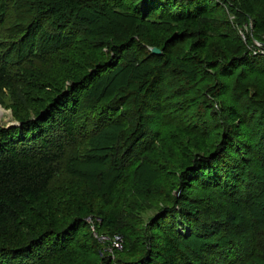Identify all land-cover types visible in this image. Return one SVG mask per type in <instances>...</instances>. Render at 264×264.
<instances>
[{"label":"rangeland","instance_id":"obj_1","mask_svg":"<svg viewBox=\"0 0 264 264\" xmlns=\"http://www.w3.org/2000/svg\"><path fill=\"white\" fill-rule=\"evenodd\" d=\"M20 1L17 10L16 5ZM54 1L46 0V4L54 5ZM85 1L86 7L77 12L84 18L81 21L70 20L72 11L67 3L61 4V1L58 4L60 8H57L66 17L57 20L49 14V8L34 6L31 0H0V3H5L4 10H10L7 17L3 16L6 23L0 27V40L2 36L27 40V35L19 34L26 29L27 18L39 12L43 27L37 44L40 43L38 47L46 56L44 60L36 59L34 64L51 81L59 80L66 64L77 61L76 52L85 51L84 46L90 48L89 53L105 54L108 59L109 46L128 38L136 40L135 48L122 53L118 57V66L107 71L98 84L87 92L89 101L84 100L78 115V123L87 136L83 137L84 145L74 152L79 159L63 175L79 182L80 199L84 200L83 208L88 210L89 216L79 217L76 208L80 205L73 200L65 202L62 209L73 206L74 219L84 222L85 236L82 240H87L88 245L94 248L98 246L94 261L101 260L102 255L103 258L110 256L115 264H119V258L133 257L134 260L138 253L131 252L129 243L133 240L126 237L124 231L129 230L134 234L143 232L141 240L145 244L146 231L149 232L147 227L152 218L160 213L165 216L183 215L184 205L193 216L186 220L193 228L188 227L189 236L183 242L191 245L190 250L194 254H204L208 243H219L225 248V256L230 257L228 264L236 262L237 258L240 259L236 264H264V73H251L241 68L229 78L214 81L212 76L199 72L197 67L168 58L160 48L145 39V30L161 36L164 30H170L169 23L156 19L141 21L132 17L129 9L116 6L109 9L106 4ZM217 1L220 5L216 15L208 18L213 28L211 48L214 55L225 62L228 56L241 57L248 53L255 55L264 52V35H259L264 34V29L260 31L255 28L256 24L264 28V0ZM24 8L27 12H33L27 13L25 19L22 16ZM5 11L3 13L6 14ZM174 50H185V44L179 43ZM28 53L17 48L10 52V56L25 60ZM152 69L164 79L161 91L168 102L165 104L169 109H177L174 112L177 121L184 125L188 124L196 130L211 129L214 119L218 117L226 134V129H229L225 120L228 108L235 106L241 113L253 137V147L250 154H245L247 163L239 196L229 201L230 193L221 195V187L208 190L196 187L193 192L181 190L175 180L168 179L159 170L152 149L143 150V143L153 144L157 133L166 138L171 132L166 123H169L168 114L155 110L143 95V83ZM10 93L6 90V95L2 97L4 103H0V123L6 127L19 125L15 108H18L19 101H24L23 97L19 101L13 100ZM189 95L200 98L198 106H188ZM114 102L120 108L119 114L111 119L109 126L99 124L100 107ZM23 107L28 109L29 105L24 103ZM169 114L171 118L174 116L173 112ZM153 150L161 156L163 166L178 169L179 149L176 146L171 145L167 151H163L156 143ZM72 153L73 150H69L70 158ZM222 162L227 164L228 160ZM115 171L117 176H113ZM118 180L125 182L117 184ZM109 188L111 192H108ZM106 201H114V206L107 205ZM231 202L246 204V209L230 205ZM101 211L114 212L115 218H119L118 223L101 220L98 217ZM203 221L221 225L217 231L209 232V228L203 231L205 227H200ZM105 224L106 227L103 226ZM98 226L102 228L101 231H98ZM117 228L119 231H116ZM245 248L249 249L248 253L244 251ZM136 259L140 262L139 258ZM216 263L222 264L217 259Z\"/></svg>","mask_w":264,"mask_h":264},{"label":"trees","instance_id":"obj_2","mask_svg":"<svg viewBox=\"0 0 264 264\" xmlns=\"http://www.w3.org/2000/svg\"><path fill=\"white\" fill-rule=\"evenodd\" d=\"M31 1L34 6L49 8V14L54 15L57 20L66 17L58 11L59 2L67 3V7L72 11L70 20L84 19L77 12L86 7L85 0H55L54 5L46 4V0ZM93 2L106 4L109 9L111 6L129 9L130 15L141 21L150 22L156 19L169 23L170 30H164L161 36L146 28L148 30H145V39L160 48L168 58L175 59L180 64L197 67L199 72L212 76L214 81L229 78L241 68L251 73H264V52L255 55L248 53L241 57L228 56L225 62L214 55L211 48L213 28L208 18L216 15L220 5L217 0ZM20 4L21 1L16 5L17 10ZM4 6L5 3L1 2L0 27L6 23L3 16L10 14V10H4ZM22 11L24 19L27 13H33L27 12L25 8ZM37 13L27 18V27L19 34L27 35V40H17L12 36H2L0 40V103H4L2 97L6 95V90L11 92L15 101L24 98L23 102H18V108H15L19 125L6 127L0 123V264H115L110 256L103 258L101 251V260L94 261L98 246L94 248L88 245L87 240H82L85 236L84 222L78 218L74 219L71 208L73 206L62 209L65 202L73 200L76 205H80L76 208L77 215L82 218L89 216L88 210L83 208L84 200L80 199L79 182L75 178H64L63 175L79 159L74 152L84 145L83 137L87 136L78 123L84 100L89 101L87 92L98 84L107 71L118 66V57L122 56V53L135 48L137 43L134 38L117 41L109 46L108 59L105 54L89 53L90 48L84 46L85 51L76 52L77 61L66 64L59 80L51 81L40 67L34 64L36 59L44 60L46 56L42 55L38 47L40 43L37 44L43 27L40 22L42 15ZM70 20L67 19L69 22ZM255 28L260 31L264 29L259 24H256ZM181 42L185 44V50L176 52L174 48ZM65 45L67 46V43ZM17 48L29 51V56H26L28 58H12L10 52ZM155 71L152 69L147 75L143 83V95L155 110L159 109L168 114L169 123H166L168 131L171 132L166 138L157 133L153 144L143 143V150L152 149L159 170L168 179L175 180L181 190L193 192L196 187L207 190L221 187V195L230 193L229 201L239 196L247 163L245 154H250L253 147V137L241 113L235 106L228 108L225 120L229 129H226V134L218 117L214 119L211 129L196 130L188 124L184 125L177 121L178 118L174 114L177 109H169L168 104H165L168 102L161 91L164 79ZM188 97L190 108L199 105L200 98L190 95ZM24 103L29 105L28 109L23 107ZM119 110L115 102L100 107L98 123L109 126L111 119L119 114ZM172 112L174 116L171 118L169 113ZM156 143H159L163 151H167L171 145L179 149L178 169L163 166L161 156L153 150ZM69 150H73L71 158ZM224 159L228 160L227 164L222 162ZM117 174L115 171L113 176ZM124 182L125 180H118L117 184ZM108 192H111L110 188ZM106 204L114 206V201H106ZM233 205L242 207L241 210L246 209V204ZM182 207L185 212L183 215L165 216L164 213H158L159 215L152 218L147 227L149 232L146 231V245L141 240L143 232L134 234L129 230L124 231L126 237L133 240L129 243V248L131 252L138 253L136 258H139L140 262L136 258L134 260L137 263L132 260L133 257H125L119 258L118 263L217 264V259V262L221 260L222 264H228L230 257L225 256V248L219 243H208L204 254H194L190 250L191 245L184 244L183 241L189 236L188 227L193 228L186 220L193 216L187 207ZM114 215L112 211H101L98 217L116 224L119 218ZM220 225L203 221L200 227H205L203 231L209 228V232H212L217 231ZM120 229L123 230V226ZM101 230L98 226V231ZM244 251L248 253L249 249L245 248ZM239 259L237 258L236 262Z\"/></svg>","mask_w":264,"mask_h":264}]
</instances>
